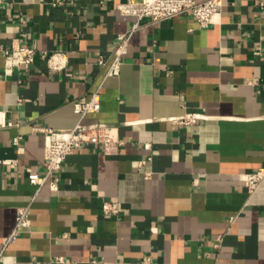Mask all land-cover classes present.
Listing matches in <instances>:
<instances>
[{
  "label": "crops",
  "instance_id": "crops-1",
  "mask_svg": "<svg viewBox=\"0 0 264 264\" xmlns=\"http://www.w3.org/2000/svg\"><path fill=\"white\" fill-rule=\"evenodd\" d=\"M127 1L0 0V44L36 49L12 74L0 55V264H264V181L245 185L264 166V0H222L207 27L185 13L136 28ZM79 122L114 142L77 147L57 190L32 183L47 130ZM20 207L30 227L8 243Z\"/></svg>",
  "mask_w": 264,
  "mask_h": 264
},
{
  "label": "built area",
  "instance_id": "built-area-1",
  "mask_svg": "<svg viewBox=\"0 0 264 264\" xmlns=\"http://www.w3.org/2000/svg\"><path fill=\"white\" fill-rule=\"evenodd\" d=\"M222 0H128L118 4L123 14L133 15L138 18L134 28L138 27L144 18H150L154 22L169 20L177 15L190 13L199 22L200 26L207 27L216 21ZM132 31L118 34L114 48V59L111 69L119 70L120 58L127 54ZM5 54V72L12 74L15 68L30 64L34 61L36 49L29 45L12 44L5 47L0 44V55ZM75 111L82 117L91 112L100 110L98 94L88 101L74 103ZM200 117V114H189L181 121L192 123ZM113 126L105 123L85 124L79 122L76 126L65 130H47V143L45 148L46 171L44 175H33L31 182L39 187L48 183L52 190L59 188V176L57 172L62 163L77 147L87 143H103L108 148L114 139L112 138ZM20 136L14 138L15 145H19ZM264 181V166L245 174V185L253 194ZM105 211L113 210L110 203L104 204ZM30 227V213L27 207L17 210L16 223L8 238V243L13 242L19 234Z\"/></svg>",
  "mask_w": 264,
  "mask_h": 264
}]
</instances>
